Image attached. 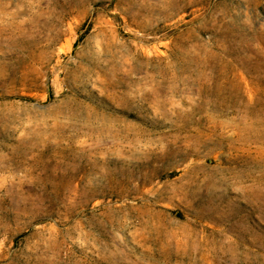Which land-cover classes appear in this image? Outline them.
I'll return each instance as SVG.
<instances>
[{
	"label": "rangeland",
	"instance_id": "rangeland-1",
	"mask_svg": "<svg viewBox=\"0 0 264 264\" xmlns=\"http://www.w3.org/2000/svg\"><path fill=\"white\" fill-rule=\"evenodd\" d=\"M0 264H264V0H0Z\"/></svg>",
	"mask_w": 264,
	"mask_h": 264
}]
</instances>
